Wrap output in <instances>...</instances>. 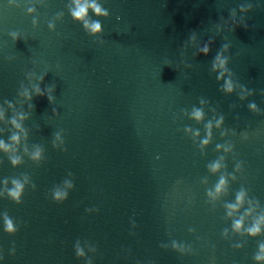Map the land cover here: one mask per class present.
<instances>
[{
	"label": "water",
	"instance_id": "obj_1",
	"mask_svg": "<svg viewBox=\"0 0 264 264\" xmlns=\"http://www.w3.org/2000/svg\"><path fill=\"white\" fill-rule=\"evenodd\" d=\"M97 2L0 0V264H264V0Z\"/></svg>",
	"mask_w": 264,
	"mask_h": 264
},
{
	"label": "clouds",
	"instance_id": "obj_2",
	"mask_svg": "<svg viewBox=\"0 0 264 264\" xmlns=\"http://www.w3.org/2000/svg\"><path fill=\"white\" fill-rule=\"evenodd\" d=\"M73 3L75 5L74 8L71 9V16L74 20L81 22L83 29L85 30V32H87L90 36L92 37H100L103 33V26L101 24V22L98 19H92L89 16V11H91L93 13V15L95 16H104V17H108L109 16V12L100 4L97 2V0H73ZM241 10H245V8L247 9H252V5L248 4V5H242L240 6ZM31 11V9H30ZM238 26H243V27H247L246 24L243 25H237ZM235 28H233L234 30ZM13 36H15V33H12ZM100 43H103V40L99 41ZM222 47L227 48V45H222ZM202 52L204 55H208L210 52V48L205 45V47L202 49ZM215 59L217 61H219V64L221 67H223L226 63L225 60L220 59V54L217 53ZM215 66V65H214ZM41 80H43V77L40 78ZM226 92H231L232 91V85L230 82L226 81L225 82V89ZM27 94V93H26ZM36 95L37 96H45V92L43 90H41V88L39 87V85L36 86ZM29 99H31V96L29 95L28 97ZM48 101L51 103L53 100V97L51 95L47 96ZM249 107L252 109H256V105L255 103H250ZM193 116L196 120H200L203 117V113L200 109H194L193 110ZM223 122V117H221L220 120H218L216 122L217 127L220 126V124ZM13 123L15 124V121H13ZM17 127H19V125H16ZM207 129H208V137H211V122H209L206 125ZM13 140H17L18 137L13 136L12 137ZM209 143V139H204L202 141V144L207 145ZM0 147H6L3 142H0ZM217 147H220V145H217ZM36 157H39V152H37L35 154ZM12 163L15 165L17 163V160L13 159ZM220 167L219 163H214L211 168L213 171L217 170ZM14 188H10L8 189V195L10 198H12L17 204H20L22 202V195H23V185L18 181V180H13L12 181ZM225 183V181L223 180V178H221L219 185H217L216 187V191L219 192L221 190V187L223 186V184ZM35 187V185H34ZM242 197V193L238 194L237 196V200L239 201ZM54 201L57 203H62L63 201H65L67 199V193H61L59 191L54 193ZM230 208H235V205H229ZM231 214V213H229ZM241 228V222L240 221H235L234 222V229L235 230H239ZM4 231L9 234V235H14L17 231V228L14 226L13 224V220L7 215V213L4 214ZM248 233L252 236H256L257 234L260 233V228L258 225H254L253 227L247 229ZM235 247H240V245H236ZM259 249H260V253H264V242L259 244ZM76 255L80 256L83 255V251L79 248H77L76 250ZM255 259L257 261L260 260H264V255L261 254H257L255 256Z\"/></svg>",
	"mask_w": 264,
	"mask_h": 264
}]
</instances>
